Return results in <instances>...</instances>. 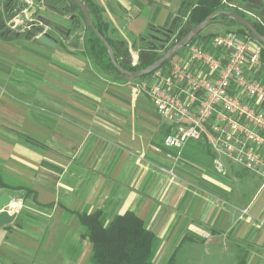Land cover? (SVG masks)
<instances>
[{
    "label": "crops",
    "instance_id": "crops-1",
    "mask_svg": "<svg viewBox=\"0 0 264 264\" xmlns=\"http://www.w3.org/2000/svg\"><path fill=\"white\" fill-rule=\"evenodd\" d=\"M95 2L105 36L125 42L134 59L140 36L151 26L168 29L182 5ZM43 9L51 23L71 27L66 16ZM217 30L236 27L215 22L202 34ZM84 33L83 24L69 35L55 31L52 48L0 28V195L23 203L0 227V264H94L78 213L98 210L107 222L127 212L142 218L154 233L153 264L172 257L197 264L203 247L217 264L243 257L264 264V167L256 172L223 157L227 174H220L203 140L189 141L177 163L163 147L156 151L167 122L133 83L91 62Z\"/></svg>",
    "mask_w": 264,
    "mask_h": 264
},
{
    "label": "built area",
    "instance_id": "built-area-1",
    "mask_svg": "<svg viewBox=\"0 0 264 264\" xmlns=\"http://www.w3.org/2000/svg\"><path fill=\"white\" fill-rule=\"evenodd\" d=\"M16 1H27L29 7L34 5L33 0ZM240 10L264 27L262 16ZM188 17L189 14L184 20ZM29 21L23 25V34L29 30H35L37 36L48 33L50 27L41 18ZM257 41L236 31L214 35L208 40H192L186 45L187 53H183L185 50L183 55L178 53L167 66L144 78L130 80L138 92L150 98L167 122V133L162 145L154 147L156 151L163 147L166 156L177 163L189 141L203 140L213 151V162L220 174H227L223 157L261 172L264 167V62L263 45ZM168 172L176 176L175 171ZM261 174L264 176V171ZM22 208V202L7 206L10 213ZM203 237L209 238L208 233Z\"/></svg>",
    "mask_w": 264,
    "mask_h": 264
},
{
    "label": "trees",
    "instance_id": "trees-1",
    "mask_svg": "<svg viewBox=\"0 0 264 264\" xmlns=\"http://www.w3.org/2000/svg\"><path fill=\"white\" fill-rule=\"evenodd\" d=\"M82 1L90 10L96 28L103 36H105L100 18V8L96 4L95 0ZM43 2L53 10L62 12L63 14H66L70 17H75L73 19L69 18V20L71 21V27L69 28L71 32L80 30L83 22L85 23L84 15L73 0H43ZM228 2L230 4L236 3L246 6L249 5L243 0H228ZM17 3V1L13 0V10L18 7ZM229 3H225L223 2V0H182V5L174 28V33L178 30L184 17H186L188 14L189 17L187 19V26H185V29H181L180 31H178V35L179 32H188L193 26L205 20L213 12L226 9L235 11L248 18L258 29V31L264 35V27L259 22L252 19V17H250L244 11L240 10V8L237 7L236 4L235 6H231L229 5ZM250 6L252 7L253 4H251ZM252 11L259 14L261 8L253 9ZM213 20H215L213 23L221 22L229 26H235L236 30L234 31H236L241 36L248 35L256 39L247 28L238 24L234 20H230V18L226 15L215 16ZM2 24L3 20L1 21L0 25ZM51 26L55 25L51 23ZM59 29L61 30V34L63 33L62 35H67V32L69 30L65 27L64 29ZM85 31V54L105 73L114 75L116 78H119L121 80H126L120 77V72L113 65L109 56L108 49L104 45L102 40L94 33L92 29L87 30L85 28ZM203 31L198 34L193 39V41L198 39L208 40L215 35H204L202 34ZM4 35L9 36V34L7 33H5ZM178 35L175 41L178 40ZM13 36H15V34ZM168 36L172 35L167 32V29L157 26H151L149 32L141 35L140 41L142 42V46L140 48V63L138 65H133L130 58V51L125 42L118 40L115 41L107 38L106 36L105 38L112 46L115 57L119 64L129 71H135L151 65L163 54H159V50L166 51L170 47L167 46V44H170V41H167ZM262 45V59L264 62V44ZM186 47L187 46L182 48L178 53L184 51ZM176 55H174L172 58H174ZM172 58L165 62L161 66V68L167 66L171 62ZM148 75L142 76L138 79L144 78ZM0 185L2 187H5V183L3 182L1 173ZM78 216L80 222L85 226L86 236L91 242V259L94 264H153L151 255L154 233L147 227L145 221L134 212H127L122 215H116L109 222H107V218L103 211L100 210L93 213H78ZM167 264H176L175 258L172 257L167 262ZM238 264H245V258H241Z\"/></svg>",
    "mask_w": 264,
    "mask_h": 264
},
{
    "label": "water",
    "instance_id": "water-1",
    "mask_svg": "<svg viewBox=\"0 0 264 264\" xmlns=\"http://www.w3.org/2000/svg\"><path fill=\"white\" fill-rule=\"evenodd\" d=\"M75 4L79 7L82 14L85 17V25L86 29H92L94 33L102 40L104 45L107 47L110 59L113 63V65L118 69L120 72V77L123 79H126L128 81L138 79L142 76L151 74L158 68H160L165 62H167L170 58H172L174 55H176L182 48H184L189 42H191L198 34H200L207 26L211 25L215 20L214 17L218 15H226L230 18V20L236 21L238 24L242 25L243 27L247 28L252 35L262 44H264V35L261 34L258 29L254 26V24L245 16L232 11V10H219L216 12H213L210 14L205 20L202 22L196 24L193 26L188 32L183 33L179 32V38L178 40L169 47L155 62H153L151 65L135 70V71H129L125 68H123L119 62L117 61L114 50L110 43L107 41L105 36H103L100 31L96 28L95 23L92 19L90 10L85 5V3L82 0H73ZM244 2H247L249 5H243V4H236L237 7L250 10L253 9H259L261 8V11L259 13L260 16L264 18V3H262L260 0H243ZM20 5V7H23L22 4L17 3ZM253 4L251 7L250 5ZM29 16V15H28ZM75 18L74 16H71L70 19ZM18 21H23L24 24H29L30 21L27 18V15H22ZM177 19H175L172 23V25L167 29V32L172 35L174 34V28L176 25ZM46 23V22H45ZM57 29V27H56ZM71 30L69 29L67 32V35H69ZM17 36H19L17 34ZM25 39L32 41L33 43L40 45V46H47V47H56L58 44V40L56 37L51 35L50 33H45L43 35H36L35 30H29L24 34ZM171 36L167 37V41H170ZM13 202L12 197L7 193L4 192L0 195V227L6 224L11 223L14 218L16 217V213H10L7 209V206Z\"/></svg>",
    "mask_w": 264,
    "mask_h": 264
},
{
    "label": "rangeland",
    "instance_id": "rangeland-1",
    "mask_svg": "<svg viewBox=\"0 0 264 264\" xmlns=\"http://www.w3.org/2000/svg\"><path fill=\"white\" fill-rule=\"evenodd\" d=\"M14 1H16V0H14ZM12 2L9 0H4V3H5L4 6L1 7V5H0V13H1L0 17H2V19H0V20L1 21L3 20V24L0 25V28H1V31L9 34V36H13L14 34L15 35H17V34L18 35H24L21 31L24 23H23V21H18V20L23 15V12L25 13V11L27 13L26 14L27 18H29V19L30 18H37V19L41 18L44 22H46L45 24L50 27L48 33H50L53 36H55V34H54L55 31L59 32V34L61 33L60 32L61 30L59 28L64 29V27L65 28L67 27V25H62V24L60 25L58 23H53V22H52V24H54L55 26H51V22L46 19L47 18L46 12H43V10H44L43 8H47V9H51V8L49 6H47L43 1L37 2L36 0H33L34 5H32L31 7H29L30 3H28L27 1H23V2L17 1L19 4H22L23 7H20V5H18V7H16L14 10H13V3ZM10 3H12V5H10ZM6 4L9 5L8 8L5 7ZM57 12H59V11H57ZM21 13H22V15H21ZM59 13L66 16L67 18H70V16L63 14L62 12H59ZM17 16H18V20L16 19ZM187 22H188L187 19L186 20L183 19L178 30L174 34H172L171 39H170L171 45H173L176 42L175 39L177 38L178 31H180L181 29L182 30L185 29V26H187ZM12 24H13V28H12ZM83 25H85L84 22H83ZM56 27H57V29H56ZM210 27H211V25L207 26V28H206L207 31L210 30ZM85 28H86V25H85ZM76 32H78V31H76ZM214 32H215V34H221L220 32H222V31L217 30ZM62 34H60V35L62 36ZM82 38L84 40V35ZM163 39H165V38H163ZM59 40H60V38H59ZM257 42H259V41H257ZM170 44L169 45L167 44V46L171 47ZM83 45H84V41H83ZM164 51L165 50H159V54L164 53ZM130 58H131V60L134 59V57L132 55L130 56ZM134 60H135V62L134 63L132 62L133 65H138L140 63V55L138 57H136V59H134ZM91 62H92V60H91ZM13 202H14V200H13ZM198 260H199V263H197V264H217V262L215 261V259L212 256H208V254L205 251V247H203L201 252L198 254Z\"/></svg>",
    "mask_w": 264,
    "mask_h": 264
}]
</instances>
